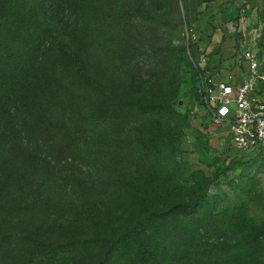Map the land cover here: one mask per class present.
Masks as SVG:
<instances>
[{
  "label": "trees",
  "instance_id": "16d2710c",
  "mask_svg": "<svg viewBox=\"0 0 264 264\" xmlns=\"http://www.w3.org/2000/svg\"><path fill=\"white\" fill-rule=\"evenodd\" d=\"M154 1L118 0L116 9L122 4L127 20L117 18V27L152 19ZM87 5V0H0V264H264V245L251 240L262 227L241 218L240 211L207 225L233 243L204 242L203 196L178 202L182 180L175 153L151 147L156 131L177 136L183 124H173L172 118L183 123L188 117L172 105L178 67L161 66V58L137 51L131 67L146 77L130 107L110 105L105 87L83 59L92 33ZM130 142L150 160L130 167L125 162ZM90 144L99 155L104 146L109 152L102 154L107 157L102 171L59 180L49 169L45 153L63 157ZM61 182L99 201L120 195L123 203L134 199L138 209L131 203L129 219L97 230L90 239L67 230L47 236L25 215L31 199H48ZM149 193L154 195L150 204ZM235 214L240 218L233 221Z\"/></svg>",
  "mask_w": 264,
  "mask_h": 264
},
{
  "label": "rangeland",
  "instance_id": "374dc122",
  "mask_svg": "<svg viewBox=\"0 0 264 264\" xmlns=\"http://www.w3.org/2000/svg\"><path fill=\"white\" fill-rule=\"evenodd\" d=\"M155 1L152 19H136L131 25L122 23L117 27V18L122 19L124 9L122 4L116 9L118 0H87L92 33L84 62L96 82L105 87L109 104L121 107H130L146 77L132 69L130 59L134 53L146 50L156 59L161 58V66L164 62V65L178 67L177 95L172 105L179 115L187 112L188 117L183 123L172 118L173 124L179 127L183 124L177 136L156 131L157 137L151 144L154 149L163 148L175 153L182 180L181 193L175 199L184 202L197 194L203 196L199 208L205 222L202 236L206 244L225 240L228 244L233 243L221 232H210L207 225L212 218L216 222L228 220L227 212L237 210L241 218L262 227L251 240L255 239V245H264V155L251 160L247 157L232 159L226 134L217 127H201L196 113L199 54L206 55L210 66L222 74H236L233 63L244 55H253L264 64V0H177L176 6L174 0ZM123 20L127 18L121 22ZM215 50L217 54L209 56ZM167 53L171 55L168 59ZM110 105L107 114H112ZM191 114H195L194 117ZM209 130L214 134L213 139H207ZM81 148L63 157L51 155V152L44 154L53 167L49 169L59 180L69 175L81 180L93 175L97 168L98 171L104 169L102 163L107 157L102 154L107 152L106 146L100 149L101 155L92 144ZM128 149L130 156L125 162L130 167L150 160L136 142H130ZM165 157L164 167L169 159ZM133 171L136 175L135 169ZM63 184L61 182L59 188L62 192L57 190L48 199L41 202L31 199L25 215L34 230L47 236L67 230L77 239H90L107 226L129 219L131 203L135 212L138 209L134 199L123 203L126 198L120 195L99 201ZM154 195L149 193L148 204L152 203L150 200ZM139 209L144 207L141 205ZM235 216L238 215H234L233 221L240 218L235 219ZM235 223L239 224L238 221Z\"/></svg>",
  "mask_w": 264,
  "mask_h": 264
},
{
  "label": "built area",
  "instance_id": "2783aa9c",
  "mask_svg": "<svg viewBox=\"0 0 264 264\" xmlns=\"http://www.w3.org/2000/svg\"><path fill=\"white\" fill-rule=\"evenodd\" d=\"M197 65L199 125L220 128L234 158L264 155V64L244 55L233 64L236 74H222L210 66L206 55L199 54Z\"/></svg>",
  "mask_w": 264,
  "mask_h": 264
},
{
  "label": "crops",
  "instance_id": "0c3cea01",
  "mask_svg": "<svg viewBox=\"0 0 264 264\" xmlns=\"http://www.w3.org/2000/svg\"><path fill=\"white\" fill-rule=\"evenodd\" d=\"M209 127L211 129V127H213V126L209 125ZM219 130H220V128H219ZM206 135H207V139H213L212 137H214V134H211V130H209Z\"/></svg>",
  "mask_w": 264,
  "mask_h": 264
}]
</instances>
